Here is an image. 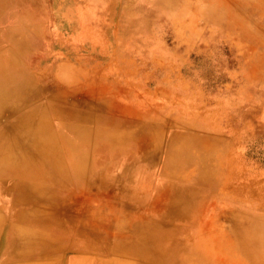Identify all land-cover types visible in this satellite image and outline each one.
Here are the masks:
<instances>
[{"label":"rangeland","instance_id":"1","mask_svg":"<svg viewBox=\"0 0 264 264\" xmlns=\"http://www.w3.org/2000/svg\"><path fill=\"white\" fill-rule=\"evenodd\" d=\"M87 2L91 23L81 25L73 24L76 10L71 0H39L45 39L30 55L34 66L24 62V67L39 74L40 95L23 110L58 103L74 112L81 106L78 97H110L112 109L98 115L150 125L163 137L159 152L147 150L149 156L155 154L147 168L150 181L127 196L129 206L116 208L118 216L106 207L123 204L112 201L108 188L73 186L70 206L77 204L81 217L89 213L93 223L109 218L111 230L94 232L123 237L131 231L117 227L127 223L168 225L165 212L173 207L167 199L174 191L167 187L178 182L189 186L195 198L187 216L174 219L170 227L197 232L198 238L178 237V251L169 249L172 264L191 262L190 246L194 251L207 248L208 264H247L241 255L214 249L232 248L219 246L223 236H230L232 215L247 214L252 221L264 222V0H158V7L149 0ZM163 8L168 10L165 16L157 12ZM60 66L70 68L68 76L57 74ZM64 91L81 95L69 100L63 98ZM143 144L135 136L130 156H138ZM179 145L191 157L180 156L172 174L166 164ZM198 154H210V160L200 164ZM229 248L225 250L232 251ZM115 253L108 250L92 257L130 262L128 255ZM83 254L71 251L67 257Z\"/></svg>","mask_w":264,"mask_h":264},{"label":"bare ground","instance_id":"2","mask_svg":"<svg viewBox=\"0 0 264 264\" xmlns=\"http://www.w3.org/2000/svg\"><path fill=\"white\" fill-rule=\"evenodd\" d=\"M71 1L76 10L73 24L91 23L85 10L89 2ZM149 1L158 7V0ZM38 3L39 0H0V122L7 119L0 125V264H172L174 256L169 249L178 251V237L198 238L197 232L170 227L174 219L187 216L185 212L194 201V191L189 186L174 180L177 184L167 187L170 193L174 191L167 199L173 207L165 212L168 225L127 223L117 227H128L131 231L123 237L113 234L111 238L102 235L103 231L94 232L111 230L107 228L109 218L102 217L99 223H93L89 213L81 217L77 204L74 208L70 206L68 195L72 196L73 186L76 190L84 187L93 191L108 188L112 201L123 204L106 207L118 216L116 208L129 206L127 196L143 190L150 181L147 168L155 154L149 156L147 150L159 152L163 135L144 123L138 126L112 118L108 121L97 112L111 110L113 99L93 101L84 97V100L77 96L81 95L79 91H64L63 98L78 97L81 106L74 112L58 103L52 108L38 103L36 108L23 110L24 104L38 101L40 95L39 74L24 67V62L30 68L34 66L30 55L36 43L45 39ZM167 11L163 8L157 12L165 16ZM92 25L95 27V23ZM57 71L66 77L70 68L60 66ZM135 136H140L144 144L138 156H130V142ZM180 149L173 148L170 164H166L172 174L180 156L191 157L184 146ZM198 158L200 164H205L210 154L207 157L198 154ZM115 219L125 222L124 218ZM227 229L230 236H223L224 243L219 246L231 244L232 248L214 249L216 253H235L243 256L247 264H264V222L252 221L247 214H236ZM108 250L117 252L115 255L119 257L128 255L131 260L92 257ZM188 250L191 262L184 260L188 264H208L207 248L194 251L190 246ZM71 251L85 256L67 257Z\"/></svg>","mask_w":264,"mask_h":264}]
</instances>
